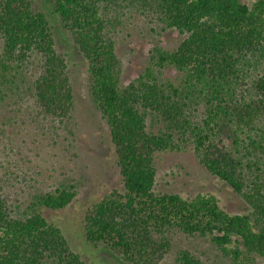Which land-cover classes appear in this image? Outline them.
Segmentation results:
<instances>
[{
  "label": "trees",
  "instance_id": "trees-1",
  "mask_svg": "<svg viewBox=\"0 0 264 264\" xmlns=\"http://www.w3.org/2000/svg\"><path fill=\"white\" fill-rule=\"evenodd\" d=\"M38 1L0 0V103L72 119L69 61L50 19L59 17L88 60L90 100L108 124L123 184L86 214L87 241L131 264H159L178 235L208 239L235 264L264 258V0H50L51 15ZM131 12L185 35L154 55L160 68L182 72V83L148 71L122 84L115 35ZM148 114L162 132L149 130ZM182 144L244 198L248 213L227 212L214 195L155 191L157 154ZM11 164L0 159L10 168L0 170V264H87L45 215L70 205L76 185L33 187L24 196ZM176 262L204 264L189 249Z\"/></svg>",
  "mask_w": 264,
  "mask_h": 264
},
{
  "label": "rangeland",
  "instance_id": "rangeland-1",
  "mask_svg": "<svg viewBox=\"0 0 264 264\" xmlns=\"http://www.w3.org/2000/svg\"><path fill=\"white\" fill-rule=\"evenodd\" d=\"M49 1L39 0L38 3L51 15ZM243 1L252 6L258 0ZM132 13L123 18L115 35L122 84L127 85L148 71L163 81L182 83L184 74L175 68H160L154 55L161 47L176 49L185 35L178 30L162 31L154 19ZM50 19L57 47L69 61L75 95L72 119L64 123L45 120L37 112L32 116L31 109L19 112L15 104L10 105L9 99L1 102L0 159L10 160L11 166H16L11 168L9 177L24 196L29 195L27 192L33 187L47 189L67 180L76 185V198L70 205L61 210H46L45 215L63 230L87 264H131L105 246L91 244L85 236L86 214L113 189H123L122 177L108 124L90 100L88 60L80 53L61 19L52 15ZM15 118H18L16 122ZM147 124L149 130L157 133L164 129L151 114H148ZM156 168L157 193H176L187 199L199 194L214 195L221 207L231 214L249 212L244 198L213 176L198 161L191 146L182 144V149L158 153ZM8 169L9 166L3 169L0 165L2 173ZM181 249L197 254L204 264H235L208 239L182 235L175 238L172 251L159 264H177ZM252 264H264V258L259 257Z\"/></svg>",
  "mask_w": 264,
  "mask_h": 264
}]
</instances>
